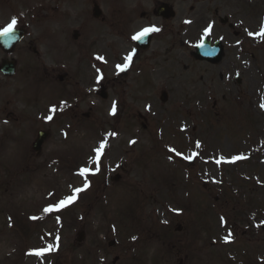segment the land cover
Wrapping results in <instances>:
<instances>
[{"label": "rangeland", "instance_id": "obj_1", "mask_svg": "<svg viewBox=\"0 0 264 264\" xmlns=\"http://www.w3.org/2000/svg\"><path fill=\"white\" fill-rule=\"evenodd\" d=\"M262 4L243 7L259 52L257 61L243 58L241 73L229 59L206 66L189 55L187 42L197 44L208 28L182 32L187 7L173 31L186 45L160 74L117 69L123 61L107 47L118 31L86 14L83 44L98 42V61L49 63L79 78L67 74L61 84L65 74H51L41 94L52 117L38 128L50 134L44 154L18 170L22 143L2 145L14 172L0 167V264H264ZM73 106L77 123L70 113L58 117Z\"/></svg>", "mask_w": 264, "mask_h": 264}, {"label": "flooded vegetation", "instance_id": "obj_2", "mask_svg": "<svg viewBox=\"0 0 264 264\" xmlns=\"http://www.w3.org/2000/svg\"><path fill=\"white\" fill-rule=\"evenodd\" d=\"M255 2L258 7L260 0H0V31L13 17L17 20L12 33L0 36V155L4 141L13 147L20 141L23 152L15 169L24 168L25 171L30 169L35 157L44 154L49 141L42 143L39 155L33 152L35 140L41 132L36 133L37 128L44 126L49 117L46 115L47 104L40 101L41 94L45 95L51 84V74H65L59 77L61 84L67 74L79 78L75 71L61 73L51 70L49 63L63 66L70 60L76 63L98 60V42L90 40L83 44L82 30L89 23L84 20L86 14H91L97 21H106L103 26L119 32L113 41L117 45L110 43L107 51L113 53L116 64L119 60L123 65L127 64L125 74H160L164 70L162 66L173 58L171 54L177 45L180 49L186 45L185 41L179 44L174 40L173 31L181 10L187 7L191 15L178 24L180 30L208 28L205 45L210 58H218L221 53L219 62L229 59L233 69L241 73L248 66L242 62L244 57L250 61L258 60V35H249V29L243 28L242 19L244 5H254ZM96 9L100 12V19L94 17ZM106 10L105 18L102 15ZM146 28L158 31H149L147 47H140L133 37ZM216 33L220 35L214 39ZM217 43L220 48L216 47ZM199 45L187 42L191 57L195 58ZM118 48H122V52H118ZM90 54L92 60L88 59ZM128 56H131L130 61L126 60ZM198 62L206 66L219 63ZM68 80H71L69 76ZM73 97L80 103L77 96ZM66 112L72 114L68 118L72 123L80 120L78 106ZM6 159L7 156H0V167L5 168L4 172L8 171Z\"/></svg>", "mask_w": 264, "mask_h": 264}, {"label": "snow or ice", "instance_id": "obj_3", "mask_svg": "<svg viewBox=\"0 0 264 264\" xmlns=\"http://www.w3.org/2000/svg\"><path fill=\"white\" fill-rule=\"evenodd\" d=\"M17 24V20L15 17L12 18L11 22L3 28L2 31H0V36H8L10 33L13 32L15 26ZM149 31H158V29H155V28H146L144 29L141 33H139L137 36H134L133 39H140L142 36L146 35ZM260 35L264 36V26L261 27L260 29ZM249 35H253V33H249ZM126 60L130 61L131 60V56H128L126 57ZM120 68L121 71L124 70V67H127V64H125L124 66H118ZM261 107H264V105H261ZM55 110V109H53ZM113 111V114L115 113V106L113 107L112 109ZM48 119H52V117H48ZM131 143H135V141H132ZM104 147L103 143L101 144V149ZM100 149H97V152H99ZM171 151H175L174 149H171ZM179 155V153H177ZM89 171V169L87 168H84V169H81V175H84L85 173H87ZM85 187H87V183L85 184ZM84 189H75V192L79 193L81 191H83ZM76 197L75 196H71V197H68L66 200L64 201H61L59 206L58 207H62L64 205H66L67 203H71L73 200H75ZM52 208H47L45 209V211H51ZM35 219V218H34ZM133 239H135V237H133ZM36 255H41L42 253L41 252H36L35 253Z\"/></svg>", "mask_w": 264, "mask_h": 264}, {"label": "water", "instance_id": "obj_4", "mask_svg": "<svg viewBox=\"0 0 264 264\" xmlns=\"http://www.w3.org/2000/svg\"><path fill=\"white\" fill-rule=\"evenodd\" d=\"M207 52V54H208V51H206V49L205 48H203L202 49V51H200L199 53H197V58L198 59H201V60H205V59H208L207 57L205 58V56H204V54ZM219 59V57L218 58H215L214 60H209L210 62H212V63H214V62H216L217 60ZM104 98H106V95H102ZM166 96L165 95H163V97H162V101L163 102H165L166 101V98H165Z\"/></svg>", "mask_w": 264, "mask_h": 264}]
</instances>
